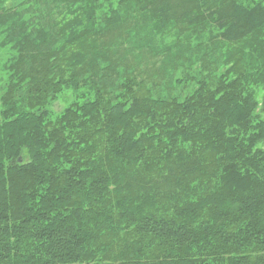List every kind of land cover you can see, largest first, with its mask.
<instances>
[{
	"label": "trees",
	"instance_id": "16d2710c",
	"mask_svg": "<svg viewBox=\"0 0 264 264\" xmlns=\"http://www.w3.org/2000/svg\"><path fill=\"white\" fill-rule=\"evenodd\" d=\"M0 49V264H264V3L0 0Z\"/></svg>",
	"mask_w": 264,
	"mask_h": 264
},
{
	"label": "rangeland",
	"instance_id": "374dc122",
	"mask_svg": "<svg viewBox=\"0 0 264 264\" xmlns=\"http://www.w3.org/2000/svg\"><path fill=\"white\" fill-rule=\"evenodd\" d=\"M237 1L240 4H243L245 6H254V5L259 4V3H264V0H237ZM110 2L100 1L99 3L103 6V10L107 11V5H109L110 7L112 6L114 8L117 5L116 1H113L112 2L113 4H110ZM102 12H100V17L102 16ZM151 32H152V34L149 31L145 32L141 38L137 39V44L138 45H145V42L152 43L153 45H156L155 47L158 50L163 51L168 46L166 41H165L166 40L165 36L173 33V29L165 30L163 32H154V31H151ZM161 33H164V34H161ZM129 34H130V32L127 31L126 35H129ZM231 47L232 46L229 44H223V46L220 48V54L227 53L228 50L231 49ZM181 51H183V53L186 54V52L188 51L187 47L179 45L178 48L173 50V58L174 59L170 60V65H168V64L163 65L161 58L156 56V60L161 61V62L157 63V65H161V66H163L164 69L167 70L165 78L160 79L159 84L157 82V83H153L154 86H152V85L148 86L152 90V92L155 93V95H158L157 97H160V96H162V97L183 96L185 93H187L189 91L188 87L195 86L196 82L194 80L187 81L183 84L177 82L178 80L183 79L184 71H185L184 65H182V63L185 61H181V60H183V53ZM6 56H7L6 52L3 51L2 49H0V81L5 79V75L3 73L2 67L4 65L5 59L7 58ZM151 62H153V61L151 60ZM213 67L214 66H212V68ZM220 67H221V65H220ZM164 69H162V70H164ZM153 70L150 69L148 72L151 73V72H153ZM188 71H191L192 73L187 74L186 77L189 76V77L193 78L195 76L193 70L189 69V67H188ZM145 77H147V75ZM198 77L201 78V76H196V78H198ZM158 85H162L159 90H158V87H159ZM156 87H157V90H155V92H154V88H156ZM158 92H160V94H158ZM0 95H1V86H0ZM74 101H75V97H74V94L72 93V91H66L64 93V97L62 98V100L54 106L53 110L55 112H52L51 118L53 120H55L58 117V115L56 113H60L63 110L67 109L70 106V104ZM0 107H1V105H0Z\"/></svg>",
	"mask_w": 264,
	"mask_h": 264
}]
</instances>
